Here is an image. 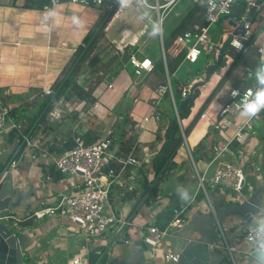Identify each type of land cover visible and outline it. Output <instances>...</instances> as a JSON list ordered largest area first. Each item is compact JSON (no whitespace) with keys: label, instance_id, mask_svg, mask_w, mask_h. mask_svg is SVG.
<instances>
[{"label":"crops","instance_id":"1","mask_svg":"<svg viewBox=\"0 0 264 264\" xmlns=\"http://www.w3.org/2000/svg\"><path fill=\"white\" fill-rule=\"evenodd\" d=\"M148 1L154 2V0ZM40 2L41 0H1L0 2V100L10 109V119L22 124L24 132L31 128L27 135L34 143L33 147H26L24 141L20 142V138L14 131L0 135V169L11 164L9 171L13 177V197L17 200V203L12 206V212L5 215L10 217V225L23 235V240L27 243L25 251L29 258L28 264H73L75 259L83 256H87L89 264H131V255L137 252L142 244L140 227L148 224L166 227L171 221L166 223L167 218L163 213L171 203V194L181 193L184 188L191 195L187 200L183 199L182 204H189L191 211L185 226L178 229L175 236L193 222L196 223V228L201 230L204 225L202 217L209 215L212 211L205 195L199 194V184L191 170L189 151L192 153L200 142L206 141L208 146L205 151L210 154L213 144L234 135L235 128L228 130L225 136H222L223 133H218L217 115L221 106L228 102L231 89L259 85V81L257 83L253 81L254 72L251 70V67L258 68L259 65L263 67L256 46L250 45L223 89L205 111V118L199 119L194 126L187 138V146L184 145L186 148L182 146L178 151L180 155L175 157V162L182 167L176 170L177 173L174 176L171 175L175 171L160 181L159 196L154 200L148 191L147 183H151L155 177L152 162L161 144L157 134L163 135L161 127L166 121L163 119L160 123L151 122L145 129L140 127V124L142 125L143 118L152 111L157 88L164 84L163 80L167 82L169 76L167 59H174L186 50L177 48L174 42L166 49L159 29L156 35L152 34L153 26L158 27L157 11L145 7L141 0H130L128 7L122 8L120 5L96 46V55H99L101 62L92 76L97 81L91 88L96 102L91 106L90 119L84 118V101H78L77 98L70 100L62 98L55 106L62 103L63 109L56 111L52 108L45 120L37 124L49 97L45 91L54 89L74 53L84 45L85 37L107 9V5L84 7L69 3H62L51 8L47 1L42 2L41 5ZM182 2L180 0L172 9L177 8ZM191 7L192 4L187 6L186 15ZM180 17L178 22L170 21L164 28L166 36H169L184 18ZM167 18H170V13ZM195 22H203V10L191 24ZM231 25L233 29V24ZM217 26L223 30L219 23ZM227 34L230 33L221 31L217 42ZM163 47L166 64L163 60ZM125 50L136 53L141 59L144 57L151 59L155 66L154 70L145 72L142 76H136L128 59L123 57ZM228 55L227 67L217 71L221 78L234 58L233 54ZM162 62L166 79L161 71ZM210 64L212 62H208L207 66ZM192 65L195 64H189L184 60L173 74L174 80L178 81L181 89L199 82L200 76L190 69ZM183 69L185 71L180 73ZM247 69L251 70L249 76ZM239 70L244 72L242 84L233 83L234 76ZM202 73L206 74V71ZM103 79L108 81L109 90L101 93L97 85ZM79 81L81 85V79ZM110 84L112 88H109ZM102 101H104L102 107L98 105L94 109V106L101 104ZM114 108H121V111L118 112L116 120L107 123L109 119L107 114L111 110L114 111ZM161 108L165 110L163 103ZM122 115H129L135 130L125 136L122 134L116 136L114 131L117 122L122 119L123 125L120 126L123 128H126L125 122L129 123ZM119 116L121 119L118 121ZM245 118L240 116L241 121L236 118V122L242 123ZM254 121L259 123V125L255 123L256 136L261 133L260 144L264 147V114ZM190 122L187 125L182 124V127H187ZM36 125L38 126L33 133ZM86 132H91L100 140L108 133H112L115 141L112 151L116 158H126L134 152L140 160V165L125 168L116 160H111L107 167L114 169L117 173L116 181L111 188V206L117 218L127 223L125 225L127 227L121 234L118 231V238L112 247H110L111 238L117 232L116 226L109 228L102 235L87 237L72 222L51 216L43 218L34 216L37 210L54 205L60 194L74 191L72 184L79 182V179L61 175L55 167L54 159L64 154V149L71 140L75 141L76 136L84 135ZM212 132H215V136L211 140ZM130 135L134 136H132L134 140ZM250 140L252 137L245 146L236 143L238 149L242 150L243 161L247 162H250L244 154L247 149L259 148L257 141L250 142ZM200 161L207 164L209 162L205 158ZM215 166L212 167L211 172ZM248 171L251 173V170L247 168ZM258 178L253 174L249 179L246 178L243 196L249 198L257 195L264 200V180H258ZM216 189H210L214 208L218 210L228 207L234 201L233 193L226 189H219L217 192ZM160 191H164V195L168 196V202H160L158 206L161 199ZM247 224L248 221L243 218L226 217L219 222L216 234L220 238L219 227L232 246H239L240 236ZM174 241L173 237L168 238L158 248L157 253L162 257L166 253L178 255L173 247ZM217 244L221 245V240ZM239 250L241 252L236 255L238 264H255L254 257L241 254L249 251L248 246L242 244ZM216 251L227 255L221 247H217Z\"/></svg>","mask_w":264,"mask_h":264},{"label":"built area","instance_id":"2","mask_svg":"<svg viewBox=\"0 0 264 264\" xmlns=\"http://www.w3.org/2000/svg\"><path fill=\"white\" fill-rule=\"evenodd\" d=\"M51 8L57 7L62 3L76 4L84 7H101L106 5L109 0H46ZM143 5L149 9L156 10L158 13V29L161 39L164 42L163 27L165 20L172 8L180 0H154L150 3L148 0H141ZM194 4H202L203 21L195 22L190 27L179 34L174 45L177 48L185 49V61L189 64H196L200 60L203 53L214 56L213 63H216L223 43L232 35L236 28L243 26L244 33L234 36L231 40L228 50L231 48L237 53L242 52L247 44L254 45L264 68V23L261 25L260 33L254 37L252 30V21L247 22V18L252 9L257 7L259 11L264 5V0H189ZM262 4L258 6V3ZM1 2V0H0ZM241 3H245L244 14L239 17L234 14V9ZM256 11V12H257ZM226 19L233 29L230 34L222 37L219 42L211 39V28L218 24L222 19ZM227 56V53H226ZM228 58V57H227ZM163 60L166 64V56L163 47ZM129 64L134 69L136 76H142L145 72L154 70V63L149 58H139L136 53L131 52ZM247 75H251V70L247 69ZM199 82L203 81L205 74L201 73ZM193 84L182 89V99H187L191 93ZM260 85H250L244 89H231L229 92V100L221 106L218 111L216 120V129L218 133H224L235 128L232 137L224 139L220 143L211 146L213 158L208 162L207 167L201 173L189 151L191 163L195 168L199 189L203 191L207 201L209 202L212 213L215 215V208L210 197V189H226L233 193V199L241 197L246 184V171L248 163H243L242 150L238 149L236 143L245 146L249 143L251 135H256V127L254 120L264 114V111L251 120L246 118L242 123H237L236 118L243 110V104L247 102L246 93L249 90L255 92ZM113 86L110 84L109 88ZM46 94L53 93V90L45 91ZM170 93L174 105V109L178 116V107L173 97L171 80L168 76L167 82L156 90L154 104L151 113L144 117L140 127L146 128L151 122H161L164 109L161 108L162 101L167 93ZM236 93V95H234ZM203 114L201 118H204ZM15 131L24 141L26 147H33L34 143L30 137L24 132L22 124L10 119V109L0 100V135ZM186 136H184L185 138ZM114 139L112 133L99 140L93 145H87L82 135L75 137V145L69 151L54 159V164L58 172L63 176H71L82 180L73 183L74 191L66 192L59 195L56 203L52 206L43 207L34 214L36 218L46 216L57 217L77 225L78 229L87 237L99 236L108 231L109 228L116 226V231H120L127 224L125 221L117 218L115 211L111 206V188L116 181L117 173L112 168H107L111 160H116L119 164L126 166L140 165V160L134 155V152L126 158L117 157L112 151ZM184 146V145H183ZM187 146V145H186ZM14 164V163H13ZM15 165V164H14ZM213 168L212 172L211 169ZM247 167V168H245ZM211 173V175H210ZM189 215V204L174 209L173 220L164 228L155 224L141 226L142 240L148 244L153 251L159 248L163 243L175 232L184 227ZM264 221V206L257 216H252V222L248 223L240 236V245L232 246L224 233L222 237L224 243L215 244V247H221L229 256L233 264H238L236 255L241 252L239 247L242 244L248 246L249 251L241 254L252 256L255 244L256 229L260 222ZM219 224V222H218ZM157 252V251H155ZM164 258L171 262H177L178 255L166 253ZM73 264H89L87 256L77 258Z\"/></svg>","mask_w":264,"mask_h":264},{"label":"trees","instance_id":"3","mask_svg":"<svg viewBox=\"0 0 264 264\" xmlns=\"http://www.w3.org/2000/svg\"><path fill=\"white\" fill-rule=\"evenodd\" d=\"M44 1L46 0H41L40 5ZM106 5H107V9L101 15L98 22L94 25V27L85 37L84 45L80 46L77 49V51L74 53L70 63L68 64L65 71L63 72L61 79H59V81L55 84L53 93L48 95L49 97H47V101L45 102L42 117L40 121L37 122V124H40L41 121L45 120L46 116L51 111V109L54 108V106L58 104V102L62 98L67 99V100H70L72 98H78L81 102L84 101L85 105L88 103V101H90L91 104H94L96 102V98L94 97L92 90L86 89L83 87V85H80L78 83L77 78L79 74L81 73L83 64L90 58V56L96 49V46L98 45L99 41L105 34V30H106L108 23L110 22L113 15L117 12V10L120 7L119 0H109ZM244 7H245V3H241L238 7L234 9V14L241 17L244 14ZM202 8H203L202 4L192 3V7L190 11L188 12V14L176 25V27L173 29L171 34L169 36L164 35V45L166 49L172 45V43L175 41L176 37L180 33L186 31L190 27L191 22L198 15V13L201 12L202 10L204 11V8L203 9ZM256 17H257V14L254 16L252 20V30H253L254 37H256L260 33L261 25L264 23V19H262L260 22H257L254 27ZM225 21L226 19L223 18L219 22V25H222V23H224ZM200 23L204 24V21ZM230 26L232 29V25ZM249 47H250V44H247L245 49L242 52L234 55L232 63L230 64L226 72L223 74L216 88L208 96V98L203 103L200 110L198 111L196 116L192 119L190 124L184 128L182 127V120L185 117H188L189 114L191 113L192 107L194 106V101L196 97L198 96L199 89L194 90L192 97L186 102L183 108L180 109V104L183 100L182 99V89L180 88L178 81L174 80L173 74L177 71L179 66L185 60L186 51H183L174 59H170V58L167 59V70H168L170 80H171L173 97L178 107L179 118L176 115L174 105L171 99V95L168 92L162 101L163 105L165 106V110L163 111V119H165L166 121L165 125L161 127L163 128L164 133L163 135H160V133L157 134L158 139L161 140V144L159 147V151L154 156L153 162H152V169L154 171L155 177L151 183L150 182L147 183L149 186L148 191L150 194H152V196L154 197V200H156L159 196L158 195V184L160 183V181L163 180L164 178H167L171 172L176 171L182 167V166H179L175 162V157L177 156L179 149L184 144V136L187 137L191 133V131L193 130L198 120L201 119L202 115L205 113L207 108L210 106L214 98L223 89L226 82L229 80L230 76L232 75L236 67L238 66L240 60L245 55ZM130 54H131L130 51L125 50L123 57L128 59L129 61ZM118 55L119 53L117 54L116 58H118ZM100 62H101V59L99 55H93L89 63L96 68ZM160 65H161L162 75L166 79V71H165L164 63L162 62ZM189 96H190V93L188 94V97ZM37 126L38 125H36V127L33 129L32 131L33 133L36 131ZM30 130L31 128H28L27 130H25V133L28 134ZM15 135L19 137V135L16 132H15ZM82 137L85 140L87 145H93L100 140L98 139L97 136H95L91 132H86L84 135H82ZM20 142H23L21 138H20ZM74 145H75V141L71 140V142L68 145H66L67 148L64 149V153L69 152L74 147ZM122 146H123V143H122ZM207 146L208 145L206 141L204 143L200 142L198 144V147L192 152V157L195 163L199 162L202 158H205L207 161L212 160L213 158L212 153L209 152L210 154H207L205 151V148ZM184 192H187L188 196L191 195V193L186 188H184L181 193L171 194V203L167 206L166 208L167 210L163 213L167 218L166 223H169L170 221L173 220L174 209L179 208L183 205L182 204V200H183L182 193ZM199 194L204 195L202 190H200Z\"/></svg>","mask_w":264,"mask_h":264},{"label":"water","instance_id":"4","mask_svg":"<svg viewBox=\"0 0 264 264\" xmlns=\"http://www.w3.org/2000/svg\"><path fill=\"white\" fill-rule=\"evenodd\" d=\"M262 1L258 3V6ZM257 7L253 8L247 22L252 21ZM244 33V27H238L234 33L228 37L220 49L216 63L210 64L207 67L203 81L195 83L192 86L190 96L182 100L180 109L192 97L195 89L207 83L211 76L218 70L227 67L228 58L226 56L229 44L234 36ZM264 72V68L262 69ZM187 145V137L184 138V144ZM11 164L0 169V264H28V256L26 250L27 243L23 240V235L15 231L10 225V217L5 215L12 212V206L17 203L13 197V177L9 171ZM219 192V189H216ZM264 206V200L260 196H246L234 199L226 208L215 210L214 213L202 217L204 225L200 229L196 228V223L193 222L188 228L172 237L175 239L173 247L178 252L177 262H171L153 251L151 247L142 240L141 248L131 255V264H233L229 256L216 251L215 244L220 241L217 236L218 222L226 217H239L252 222V216H257L261 213ZM129 224V223H128ZM127 226L120 230L121 234ZM118 232L114 233L111 238V245L118 238ZM109 247V249H110ZM107 250V252L109 251ZM254 252L252 257H254Z\"/></svg>","mask_w":264,"mask_h":264},{"label":"rangeland","instance_id":"5","mask_svg":"<svg viewBox=\"0 0 264 264\" xmlns=\"http://www.w3.org/2000/svg\"><path fill=\"white\" fill-rule=\"evenodd\" d=\"M181 1H183V2L180 3L177 8L172 9V12H170V18L169 19L168 18L166 19V22L164 23V27H163V31H164L163 35H166V31H165L164 28H166L168 26V23L170 21L178 22L180 20V18H181L180 16H183L184 17L186 15L187 6H190L192 4V2H190L189 0H181ZM263 4H264V2H263ZM262 19H264V5H263L262 9L259 10V12L257 13V17H256V21L254 23V27H255L256 23L257 22H260ZM221 26L223 27V30H221L220 26H217V24L213 26V28H212V34H211L212 41L217 42V40L219 39V35H220L221 31H223L225 33H230L231 32V26H230V23L227 20ZM235 53L236 52L234 50H232L231 48L229 49V51H227V54H229V55H232V54L234 55ZM96 54H97V49L94 50V52L92 53V55L90 56V58L83 64V67L81 69V73L79 74V76L77 78L78 81L81 79V85H83L84 87L89 88V90H91L92 84L97 81L96 79H93L92 78L93 73H94L93 71L95 70V67L92 66L89 63L90 62V59L93 57V55H96ZM200 59L201 60H200L199 63H197L195 65H192L190 67V69L195 74H198V75H200L203 71L204 72L206 71V69L208 67L207 66V63L208 62H212L214 60V56L211 55V54L203 53L201 55ZM242 65H243V63H242ZM262 69H263V67L261 65H259L258 68L251 67V70L254 72V80L253 81H255L256 83L258 82V80H257V74H258V72H262ZM187 70H188V68H187ZM183 71H185V69H183L182 72H180V73H183ZM101 76L102 75L100 73V77ZM243 77H244V72L242 70H239L238 73L234 76L233 83H236L237 82L238 84H242L243 83L242 82V78ZM203 80H204V78H203ZM220 80H221V75L218 74V72H216V73H214L211 76L210 80L207 83H205L203 86H200L199 87L198 96L196 97V99L194 101V106L192 107L191 113L189 114L188 117H185L182 120V124L187 125L192 120V118L194 117V115L196 114V112L200 109V107L206 101V99L211 94V92L216 88V86L218 85V83L220 82ZM163 82H165V80H163ZM248 84H251V83H248ZM97 87L100 88V92L101 93L104 92V91L109 90L108 89V81L106 79L105 80L104 79L101 80L98 83ZM77 100L79 101L78 98H77ZM61 104L62 103H60L59 105L55 106L53 109H55L56 111H61V109H63L61 107ZM102 104H104V101H102L101 104L95 105L94 106V109L98 105H99V107H102ZM84 106H85L84 107V113H83L84 118L86 117V119H90L91 113H92V109H91L92 104H91L90 101H88V103L86 105H84ZM120 111H121V108L120 109L114 108V111L111 110V112H109L107 114V117L109 116V119H108L107 123L112 122L114 119L116 120L117 117H118V114H119L118 112H120ZM126 116L125 115L123 116L124 119L125 120L127 119V121L129 122L128 124H127V122H125L126 123V128H123V127L120 126V125H123L122 124L123 122H122L121 116H119L118 121L120 119L121 120H120V122H117V124H116L117 127L115 128L114 135L118 136V134H122L123 136H125L126 134H129L130 131L135 130L134 124H133L132 120L130 119L129 115H126ZM240 116L241 115L239 114V116L237 117V119L240 120ZM162 121H163V116H162L161 122ZM254 122L256 123V125L257 124L259 125V123H257L256 121H254ZM130 123H132V124H130ZM225 133L226 132H224L222 134V136H225ZM256 135H251L252 140H250V142L257 141L258 144H259V148L257 150H254V149L252 150L251 148H249V150L247 149V151L244 154L247 156V160L250 161V162H247L245 160V161H243V163H245V162L248 163V169L251 170V173L249 171L248 172L247 171L245 172L247 179H249V177L252 176V174H253L255 177H259L258 180H264V147H262V145L260 144V139H261L260 136H262V135H261V133H259L258 136H256ZM132 136H131V138L134 140V138H133L134 136L133 137ZM211 136H212V138H211V140H212L214 138V136H215V132H212L211 133ZM187 138H189V135L187 136ZM178 155H180L179 152L177 153V156L176 157H178ZM196 165H197L198 170L201 173H203L205 171L206 167H207V163L206 162H202V161L197 162ZM191 170H192L193 176L194 175L196 176L195 168H194L193 165L191 166ZM176 173H177V171H175L171 176H174ZM210 175H211V173H210ZM79 180L81 181L82 178L79 177ZM247 189H248V186H247ZM164 193H165L164 191H162L160 193L161 199L159 200L158 206H160V202H163V203L164 202H168V200H167L168 196L167 195H164ZM241 197H243V195H241ZM144 207H146V206H144ZM190 211H191V209L189 210V213H190ZM218 231L220 233V240H221V242L224 243V240H223V237H222V233H221L219 227H218ZM155 251H158V248Z\"/></svg>","mask_w":264,"mask_h":264},{"label":"clouds","instance_id":"6","mask_svg":"<svg viewBox=\"0 0 264 264\" xmlns=\"http://www.w3.org/2000/svg\"><path fill=\"white\" fill-rule=\"evenodd\" d=\"M119 4L122 8H126L130 4V0H119ZM158 32V27L153 26V35ZM257 80L259 85L255 92L249 90L246 93L247 102L243 104V110L240 113L242 117H247L249 120L257 117L259 113L264 111V72H258ZM236 95V93H234ZM189 198L188 193H182V199L187 200ZM254 259L255 264H264V221L260 222L256 229V236L254 238Z\"/></svg>","mask_w":264,"mask_h":264},{"label":"bare ground","instance_id":"7","mask_svg":"<svg viewBox=\"0 0 264 264\" xmlns=\"http://www.w3.org/2000/svg\"><path fill=\"white\" fill-rule=\"evenodd\" d=\"M205 118V117H204ZM194 139V138H193ZM198 139V138H197ZM195 141H197V140H195ZM193 142V141H192Z\"/></svg>","mask_w":264,"mask_h":264}]
</instances>
